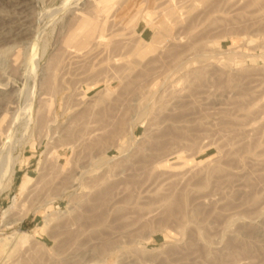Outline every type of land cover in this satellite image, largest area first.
I'll return each mask as SVG.
<instances>
[{
    "label": "rangeland",
    "instance_id": "1",
    "mask_svg": "<svg viewBox=\"0 0 264 264\" xmlns=\"http://www.w3.org/2000/svg\"><path fill=\"white\" fill-rule=\"evenodd\" d=\"M0 129V264H264V0H0Z\"/></svg>",
    "mask_w": 264,
    "mask_h": 264
},
{
    "label": "bare ground",
    "instance_id": "2",
    "mask_svg": "<svg viewBox=\"0 0 264 264\" xmlns=\"http://www.w3.org/2000/svg\"><path fill=\"white\" fill-rule=\"evenodd\" d=\"M81 28V27H80ZM86 28V27H85ZM82 31V30H81ZM88 31V30H87ZM89 31H91V30H89ZM88 31V32H89ZM86 32V31H85ZM85 33V34H89L90 33V36L88 37L87 35V37L88 38H90V37H92L91 35L93 34L92 32H89V33ZM81 33V32H80ZM92 33V34H91ZM77 34V33H76ZM85 34H84V39H85ZM72 36H74V35H72ZM76 36V35H75ZM80 37H81V35H79ZM78 37V36H77ZM75 38V37H74ZM73 38V39H74ZM82 38H83V36H82ZM72 39V38H71ZM78 40H79V38H77ZM75 40V39H74ZM82 40L83 39H81V42H82ZM73 42H75V41H73ZM70 43V42H69ZM72 43V42H71ZM75 44V43H74ZM78 45H80V44H78ZM72 46V45H71ZM75 46V45H74ZM72 51V50H71ZM89 51V50H88ZM89 53V52H88ZM92 53V52H91ZM73 55V54H72ZM78 56V55H77ZM87 57V56H86ZM34 58V57H33ZM85 59V58H84ZM34 63L32 62V65H33ZM35 65V64H34ZM29 95H32L31 93L29 94ZM30 98H29V100H28V102H27V104H26V107H25V109L24 108H22L23 109V111H26V112H30L31 111V108H32V96H29ZM146 106V105H145ZM19 112H20V110H19ZM15 115V114H14ZM17 116V115H16ZM27 116V115H26ZM17 118V117H16ZM11 119V118H10ZM14 121V120H13ZM29 124V123H28ZM0 130H2V129H0ZM2 132V131H1ZM0 132V133H1ZM4 133V132H3ZM7 135V134H6ZM4 161V160H3ZM0 164H2V163H0ZM4 166V165H3ZM8 167V166H7ZM11 168V167H10ZM6 170H7V168H5ZM11 170V169H10ZM2 171V170H1ZM6 174V173H5ZM1 176V175H0ZM3 176H5V175H3ZM31 180V176L30 175H27V174H25L24 176H23V178H22V180L20 181V183H19V191L20 192H22L24 189H26L25 187H26V185L29 183V181ZM20 236V235H19ZM18 236V238L19 239H21L20 241L21 242H25V238H26V234H25V232H21V236L19 237ZM18 239V240H19ZM19 243V242H18Z\"/></svg>",
    "mask_w": 264,
    "mask_h": 264
}]
</instances>
